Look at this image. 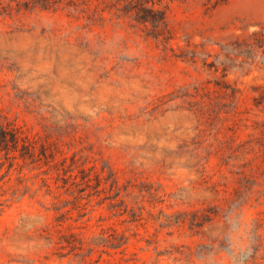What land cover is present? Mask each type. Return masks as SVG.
<instances>
[{
    "label": "rangeland",
    "instance_id": "rangeland-1",
    "mask_svg": "<svg viewBox=\"0 0 264 264\" xmlns=\"http://www.w3.org/2000/svg\"><path fill=\"white\" fill-rule=\"evenodd\" d=\"M0 264H264V0H0Z\"/></svg>",
    "mask_w": 264,
    "mask_h": 264
},
{
    "label": "trees",
    "instance_id": "trees-1",
    "mask_svg": "<svg viewBox=\"0 0 264 264\" xmlns=\"http://www.w3.org/2000/svg\"><path fill=\"white\" fill-rule=\"evenodd\" d=\"M18 136L16 130L9 126L0 125V145H8V143L16 144Z\"/></svg>",
    "mask_w": 264,
    "mask_h": 264
}]
</instances>
